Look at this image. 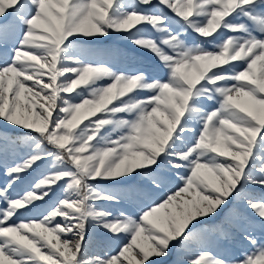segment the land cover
Here are the masks:
<instances>
[{"label":"snow or ice","instance_id":"6c2138e0","mask_svg":"<svg viewBox=\"0 0 264 264\" xmlns=\"http://www.w3.org/2000/svg\"><path fill=\"white\" fill-rule=\"evenodd\" d=\"M0 264H264V0H0Z\"/></svg>","mask_w":264,"mask_h":264},{"label":"rangeland","instance_id":"374dc122","mask_svg":"<svg viewBox=\"0 0 264 264\" xmlns=\"http://www.w3.org/2000/svg\"><path fill=\"white\" fill-rule=\"evenodd\" d=\"M9 129H6L2 123H0V131H8Z\"/></svg>","mask_w":264,"mask_h":264}]
</instances>
